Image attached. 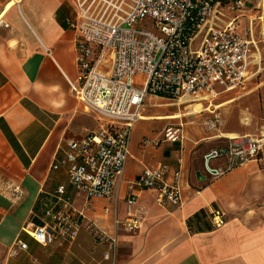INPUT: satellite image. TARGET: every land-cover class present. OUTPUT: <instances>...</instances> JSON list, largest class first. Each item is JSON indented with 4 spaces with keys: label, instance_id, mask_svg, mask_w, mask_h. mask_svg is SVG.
<instances>
[{
    "label": "crops",
    "instance_id": "crops-1",
    "mask_svg": "<svg viewBox=\"0 0 264 264\" xmlns=\"http://www.w3.org/2000/svg\"><path fill=\"white\" fill-rule=\"evenodd\" d=\"M251 2L246 0L241 12ZM3 10L8 25L0 26V259L6 254L4 264L20 239L28 244L21 255L36 261L46 258L43 246L24 230L41 225L49 208L63 207L60 199L77 214L84 212L85 224L93 221L113 233V215H104V207L117 203L118 217L124 220L126 208L122 214L120 210L122 203L126 207L127 185L159 163L171 170L168 182L180 171L182 206H159L156 191H136L140 225L132 234L119 233L116 264H264L263 135L256 138L262 142L259 160L216 180L207 176L203 160L214 148L189 153L176 149L180 143L148 148L149 143L139 145L143 135L134 142L131 138L118 202L114 197L99 199L87 209L85 196L71 185L61 165L70 142L98 130L94 115L84 110L73 91L78 75L75 35L65 23L75 16L73 1L23 0L16 6L11 0H0V13ZM261 10L262 40H256L253 21L247 28L239 21L240 35L252 43L250 77L242 90L264 73ZM221 163L215 161L214 166ZM62 186L65 194L60 197ZM201 209L219 213L223 225L211 232L191 233L187 220Z\"/></svg>",
    "mask_w": 264,
    "mask_h": 264
},
{
    "label": "built area",
    "instance_id": "built-area-1",
    "mask_svg": "<svg viewBox=\"0 0 264 264\" xmlns=\"http://www.w3.org/2000/svg\"><path fill=\"white\" fill-rule=\"evenodd\" d=\"M11 1L19 6L23 0ZM72 1L75 16L65 23L75 35L78 75L73 91L84 110L94 115L98 130L70 142L61 165L90 209L99 199L114 197L118 202L132 130L148 98L193 100L242 90L250 77L252 43L240 35L239 17L218 24L222 10L241 12L246 0ZM255 3L256 10L264 8V0ZM4 12L0 26L8 27ZM181 126H167L165 142L181 143ZM261 152V140L240 136L204 155V170L216 180L259 160ZM215 161L222 163L214 166ZM170 174L169 166L159 163L130 182L124 220L118 217L117 203L104 207V215H113L111 234L93 221L85 224L84 212L77 214L62 199L63 207L49 208L41 225H28L24 232L40 246L64 249L87 229L99 245L107 247L103 260L116 264L119 233L132 234L140 225L136 191H156L159 206H182L181 173H173L168 182ZM58 194H65L64 186ZM212 214L215 228L221 227L222 216ZM27 251L28 244L18 240L10 255L14 258Z\"/></svg>",
    "mask_w": 264,
    "mask_h": 264
},
{
    "label": "rangeland",
    "instance_id": "rangeland-1",
    "mask_svg": "<svg viewBox=\"0 0 264 264\" xmlns=\"http://www.w3.org/2000/svg\"><path fill=\"white\" fill-rule=\"evenodd\" d=\"M251 1V3L247 4V11L244 13L228 11L227 9L222 10L223 15L219 17L220 21H218V24L224 25L234 17H239V21L244 22V27L247 28L250 22L253 21L256 40H262V24L258 20L260 16H263L262 10L254 9L256 5L255 0ZM243 14L249 18H244L242 16ZM231 100H233L232 103L220 109L216 110L212 107V112L204 111L195 115H186L182 119L177 120L159 121L154 119L158 115H170L176 112L188 114L191 112L189 106L194 103H199L203 108H206L210 104L217 106ZM141 115L151 117V119L138 121L134 125L131 138L134 142L143 135L139 145L144 146L146 144L144 141H148L150 144H148V148H159L162 145L171 144L165 142L163 138L165 128L170 125H182L181 132L183 141L177 145L176 149L185 150L189 153H194L203 148H217L229 143L231 139H236L244 135L255 139L261 138L264 136V73L261 74L257 83L252 82L247 89L237 92H227L218 96H209L193 100L189 98L167 100L150 97L146 101ZM214 164L215 162L212 163V165ZM260 169L262 170L263 167L260 166ZM125 208V205L122 203L121 214L125 212ZM44 251L43 255H46V258L44 257L42 261H36V259L25 253L20 257H10L6 263L109 264L103 260V255L107 251V247L99 245L94 235L87 229L81 232L79 238L70 249L48 248L44 249ZM5 258L6 254L3 253L0 264H4L3 261Z\"/></svg>",
    "mask_w": 264,
    "mask_h": 264
},
{
    "label": "trees",
    "instance_id": "trees-1",
    "mask_svg": "<svg viewBox=\"0 0 264 264\" xmlns=\"http://www.w3.org/2000/svg\"><path fill=\"white\" fill-rule=\"evenodd\" d=\"M165 164V163H163ZM167 165V164H165ZM213 216V214L209 213L208 211L201 209L199 212L195 213L192 217H190L187 220V226L190 230L191 233H195V234H199V233H206V232H211L215 226L211 223V221L209 220V218L211 219ZM22 240V239H20ZM24 241V240H22ZM25 242V241H24ZM42 251H44V249H48V248H56L54 245H49V246H45V247H41ZM22 256L21 254L18 256L20 257Z\"/></svg>",
    "mask_w": 264,
    "mask_h": 264
},
{
    "label": "bare ground",
    "instance_id": "bare-ground-1",
    "mask_svg": "<svg viewBox=\"0 0 264 264\" xmlns=\"http://www.w3.org/2000/svg\"><path fill=\"white\" fill-rule=\"evenodd\" d=\"M232 102H233V100L225 102L224 104L217 105V106H214L213 104H210L206 108H203L201 106V104H199V103H194L191 106H189L191 108V112H189L188 114H182L180 112H176V113H173V114H170V115H158V116L154 117V119L155 120H159V121L182 119L186 115H195V114H198V113H201V112H204V111L212 112L211 111L212 107H214L217 110V109H220V108H222V107H224V106H226V105H228V104H230ZM148 119H151V117L141 115L139 121H146ZM231 135L233 137H235L233 134H231Z\"/></svg>",
    "mask_w": 264,
    "mask_h": 264
},
{
    "label": "water",
    "instance_id": "water-1",
    "mask_svg": "<svg viewBox=\"0 0 264 264\" xmlns=\"http://www.w3.org/2000/svg\"><path fill=\"white\" fill-rule=\"evenodd\" d=\"M199 178H200V176H199Z\"/></svg>",
    "mask_w": 264,
    "mask_h": 264
}]
</instances>
